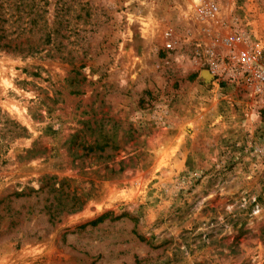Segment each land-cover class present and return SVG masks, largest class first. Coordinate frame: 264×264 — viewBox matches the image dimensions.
Returning a JSON list of instances; mask_svg holds the SVG:
<instances>
[{
    "label": "rangeland",
    "instance_id": "1",
    "mask_svg": "<svg viewBox=\"0 0 264 264\" xmlns=\"http://www.w3.org/2000/svg\"><path fill=\"white\" fill-rule=\"evenodd\" d=\"M34 1L0 38V264H264V89L211 79L193 0ZM222 3L264 44V0Z\"/></svg>",
    "mask_w": 264,
    "mask_h": 264
},
{
    "label": "built area",
    "instance_id": "2",
    "mask_svg": "<svg viewBox=\"0 0 264 264\" xmlns=\"http://www.w3.org/2000/svg\"><path fill=\"white\" fill-rule=\"evenodd\" d=\"M222 2L193 0L183 13L188 36L205 39L199 47L205 52L207 73L213 81L237 74L260 92L264 89V44L255 37L256 30L247 27L248 21L234 13L237 8L225 7ZM160 38L163 49L176 48L178 37L171 26H162Z\"/></svg>",
    "mask_w": 264,
    "mask_h": 264
},
{
    "label": "trees",
    "instance_id": "3",
    "mask_svg": "<svg viewBox=\"0 0 264 264\" xmlns=\"http://www.w3.org/2000/svg\"><path fill=\"white\" fill-rule=\"evenodd\" d=\"M18 1H19L18 4H10V5L7 6V8H5L4 6H2V4L0 5V38L1 39L6 38V36H7L5 34V32H4V30L2 29V24L7 23L8 22V19L13 17V15H12V13L10 11H12V12L16 11V12H21L22 13L21 8L23 7L24 3H23V0H18ZM33 3H35L34 0H33ZM4 9H6V10H4ZM6 11H8V12H6ZM5 15L7 16L8 19L7 18H4ZM19 18L20 17L17 16V18L13 22H11V24L14 25L15 22H17V20ZM32 22L35 23V21H32ZM17 29H20V27L17 26L15 30L17 31ZM23 31H24V29H22V28L19 30L20 33L23 32ZM12 33H14V32H12ZM59 34H60L59 33V30H52L51 34L49 33L47 35V40L50 41L51 40L50 39L51 36H57ZM6 45H8V44L6 43L3 46L6 47ZM107 147H109V146L108 145L100 146V147L99 146H96L93 150L90 149L88 153H92V152L95 153L97 151H99L100 153H102L104 151V149H106ZM112 149H114V148H112ZM108 157H110V156H106L105 158H108ZM65 197L67 199L68 198V194H65ZM69 200H70L69 203L66 204V205L65 204L57 203L59 208L57 207L56 210H53L54 213L55 212H62V211L73 212L75 210H78L79 209V202L75 198H71ZM57 215H58V213H57ZM51 217H53V216H51ZM101 220H102L101 218H98L95 221L90 222L88 225L95 226L97 223L101 222Z\"/></svg>",
    "mask_w": 264,
    "mask_h": 264
},
{
    "label": "bare ground",
    "instance_id": "4",
    "mask_svg": "<svg viewBox=\"0 0 264 264\" xmlns=\"http://www.w3.org/2000/svg\"><path fill=\"white\" fill-rule=\"evenodd\" d=\"M206 74V73H205ZM206 76V75H205Z\"/></svg>",
    "mask_w": 264,
    "mask_h": 264
}]
</instances>
